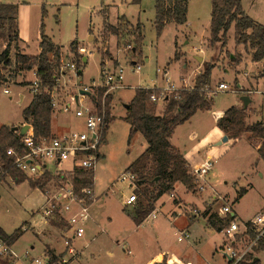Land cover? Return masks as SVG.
Wrapping results in <instances>:
<instances>
[{
	"label": "rangeland",
	"instance_id": "374dc122",
	"mask_svg": "<svg viewBox=\"0 0 264 264\" xmlns=\"http://www.w3.org/2000/svg\"><path fill=\"white\" fill-rule=\"evenodd\" d=\"M0 2L17 3L21 7L23 30L30 44L27 53L34 54L39 49L42 21L45 23L46 33L61 44L64 56L77 59L71 48L73 40L79 42L78 47L83 46L90 52L82 54V74L79 77L71 75L70 78L66 76L61 79V93L64 98L69 99L71 94H77L79 86L98 80L101 67L106 62L109 66L122 65L125 68L124 81L130 86L110 92V120L101 147L103 156L99 159L93 175L100 211L99 226L94 224V229L98 228L103 232L90 245L86 244L91 240V233L77 238L76 245L82 248L81 251L71 241L79 252L71 256L65 242L71 234L69 226L59 217L53 219L66 223L65 226L51 223L49 230L56 233L55 236L61 237L62 243H57L56 248L66 244L64 251L59 253L64 254L59 262L68 264L74 260L72 264H145L158 252L166 250L173 257L177 255L185 264L188 260L194 264H228L220 247V241L223 239L224 242L225 237L221 232L207 226L203 212L207 208L217 211L221 205L229 203L247 220L264 210V160L259 158L257 151L261 140H247L246 136L217 145L218 152L204 184L205 190H195L193 194L190 192L193 190L187 188L188 191L183 183L177 187V193L182 198L188 202H196L201 207L179 200L176 194L171 199L170 192H174L171 190L162 196L156 217L151 214L140 226L123 210L124 199L133 189L127 182L120 181L119 176L148 146L141 132L130 136L131 124L124 119L128 109L125 101L133 96L138 87H157L160 90L159 95L163 91L168 93L188 87L184 85L183 80L188 84L195 71H198L197 57L204 55L205 59H211L208 63L214 65L210 90H216L221 81L228 83L230 89L213 93V103L209 108L198 110L188 121L178 125L171 137L173 145L183 151H190L197 145H204L210 137L216 139L217 116L232 105H238L241 97L245 95L254 98L253 105H260L259 117L264 118V66L262 62L257 63L252 59L251 53L247 52L243 44H236L235 24H232L228 31V45L222 48L221 42H213L210 37L212 0H189L187 22L182 26L169 23L160 35L155 26V0H141L139 4L132 0ZM242 4L247 14L264 24V0H242ZM43 7L46 9L44 15ZM122 15L133 25L138 21L144 24L140 54H133L130 37L120 41L117 35L105 31L108 22L115 26L122 24L119 18ZM187 30H190V35ZM2 45L1 50L4 48L3 43ZM175 45L181 55L185 54L188 59L186 67V62L175 60ZM78 53L81 54L79 50ZM11 55L14 58V50ZM85 57L88 58L87 61ZM171 59L172 62L168 64ZM137 64L141 66L140 70L136 69ZM32 70L17 74L14 78L10 77L9 82L4 85L0 83V127L27 123L23 120L22 112L36 92L30 86L31 80L34 79ZM182 75L186 76L182 78ZM155 84L158 86H153ZM170 84L181 86L176 88ZM169 85L170 90L166 89ZM5 86L10 89V93L4 92ZM21 93L24 94L23 100ZM156 104L157 113H163L167 103L159 101ZM256 118L255 116L254 119ZM77 121L71 114L52 112L53 134L78 127ZM204 153L203 150L202 154ZM3 178L0 179V226L9 234L20 227L24 231L13 246L17 258L14 259L13 255L8 258L15 260L14 264H48L45 241L38 235V228L26 226L27 221H32L33 224L36 221L43 222L41 212L33 215V210L41 211V205L45 203L43 192L31 186L29 180H34L33 178H27L18 184L13 183L10 176ZM243 190L245 192L242 193ZM244 193L245 196L238 201L237 198ZM196 195L203 196V203ZM219 196L223 198L219 199ZM170 199L179 202L174 205ZM136 203L128 208L133 209ZM171 209L177 210L181 215H168ZM197 217L199 218L195 221L196 224L191 226L190 230L192 233L193 229L198 227L202 232L204 230L202 238L200 235L196 242L179 241L178 235L175 234L177 228L186 225L188 219ZM125 242L131 253L128 248L122 246ZM261 256L264 260V256ZM37 259L41 263L37 262Z\"/></svg>",
	"mask_w": 264,
	"mask_h": 264
},
{
	"label": "trees",
	"instance_id": "16d2710c",
	"mask_svg": "<svg viewBox=\"0 0 264 264\" xmlns=\"http://www.w3.org/2000/svg\"><path fill=\"white\" fill-rule=\"evenodd\" d=\"M132 1L141 3V0ZM188 6L189 0H155V26L158 35L168 23L184 24L187 21ZM45 13L46 9L43 7V15ZM119 18L121 26L108 22L105 31L117 35L120 41L130 37L133 54H140L144 36L143 24L138 21L133 25L125 15ZM232 24H235L236 44H243L247 50L252 51L254 61H263L264 64V24L246 13L242 0H212L211 40L221 42L222 48H225L228 45L227 34ZM19 40V4L0 2V42L5 45V48L0 50V82L6 79L2 74V65L8 68V81L10 77L14 78L21 72L37 69L42 79L41 87L35 92L29 105L23 109L22 116L24 122L33 125L36 136L51 135L52 105L45 88H53L56 84L55 72L61 62V46L46 33L43 21L40 26L39 54L28 55L21 52ZM78 45L77 40L71 42L72 51L77 55L76 60L83 63L84 57L78 53ZM12 50L15 51L14 58L11 55ZM213 67L212 63H208L206 68L196 75L192 87H182L172 92L167 98L163 113H157V104L152 100V95L160 93L157 87H138L129 103L124 119L131 124L130 136L139 131L148 142L145 151L129 166V169L138 175L136 189L138 199L132 212L133 219L138 225L153 212L155 202L163 194L170 192L177 182L183 183L189 190H195L194 178L189 174V164L182 151L171 142V136L178 125L188 121L198 110L212 105L213 96H208L207 88L211 85ZM103 93L104 89H101L100 97ZM111 100L112 96L108 94L106 101L108 122ZM217 124L230 139H236L243 133L249 132V140H261L257 151L259 158L264 160V118L249 123L246 120L245 109L232 105L218 118ZM13 127L14 125L0 127V179L9 175L18 184L27 180V177L14 164L13 158L7 155L9 147L16 150H21L23 147L22 135ZM93 175V170H78L75 175L77 189L94 186ZM46 181V179L29 180L32 187H42ZM205 215L208 216L209 224L219 232L229 220L220 218L217 212L211 211V208L205 211ZM51 223L56 226L66 225L63 221L52 220ZM23 232L20 227L9 234L0 226V237L9 244L16 241ZM261 248L264 249V243H261ZM63 256V253L57 255L49 250V264H61L59 259ZM166 260L167 257L160 264H165ZM238 264H259V262L243 260Z\"/></svg>",
	"mask_w": 264,
	"mask_h": 264
},
{
	"label": "built area",
	"instance_id": "2783aa9c",
	"mask_svg": "<svg viewBox=\"0 0 264 264\" xmlns=\"http://www.w3.org/2000/svg\"><path fill=\"white\" fill-rule=\"evenodd\" d=\"M78 50L81 55L87 52L83 46H79ZM60 55V66L55 72L56 84L53 88H45V92L51 99L52 112L71 114L77 118L78 127L60 134L36 136L33 125L26 123L30 125L26 133L22 135L19 131L22 135V149L9 147L7 155L13 158L14 164L27 178L47 180L42 187H37L46 198L39 212L47 222L51 223L56 217L67 222L71 234L65 242L68 245V252L75 256L79 252L71 241L74 242L86 234L92 216L91 207L97 201L95 186H86L78 190L75 175L78 170L95 171L99 159L103 156L101 147L109 124L107 96L124 84L125 68L122 65L109 66L106 62L101 67L98 80H92L89 85L79 86L78 93L71 94L69 99H66L61 93L63 89L61 79L66 76L70 78L71 75L79 77L82 74V65L75 58L64 56L63 51ZM140 67L137 64L136 69L139 70ZM1 70L6 76V79L0 82L4 85L9 82L8 68L2 65ZM32 73L34 79L31 80L30 86L37 91L41 87L42 79L36 68ZM101 89H104V93L100 97ZM166 89L171 88L168 86ZM229 89V84L221 81L216 90L207 88L208 96L212 97L213 93ZM4 92L10 93V89L5 86ZM172 92L163 91L160 95H152V100L155 103L167 102ZM86 98L88 100H85ZM213 159V156H208L200 164L189 165V174L194 178L195 190H205L204 184L214 166ZM119 180L127 182L133 189V192L124 199V204L134 205L138 199L137 173L127 168L122 171ZM170 194L171 198L175 197L174 192ZM222 198L219 196V199ZM216 212L220 218L229 219L220 232L225 237L221 249L230 259V264H238L243 260L264 264L261 256H264V249L261 248V243H264V210L247 220L242 219L233 206L227 203L221 205ZM151 214L156 217V210ZM177 235L179 241L191 238V232L186 228L180 229ZM123 247L127 249L126 244H123ZM11 255H14L12 246L0 237V258ZM37 262L41 263L38 259Z\"/></svg>",
	"mask_w": 264,
	"mask_h": 264
},
{
	"label": "crops",
	"instance_id": "0c3cea01",
	"mask_svg": "<svg viewBox=\"0 0 264 264\" xmlns=\"http://www.w3.org/2000/svg\"><path fill=\"white\" fill-rule=\"evenodd\" d=\"M20 11H21V7H19V27H20V40H19V47L21 48V52H23V53H25V54H28V55H37V54H39V52L41 51L40 50V46H39V49H38V51H37V53H34V54H31V53H27V48H29V46H30V44H29V42H28V40H27V38H26V36H25V32H24V30H23V20H22V18H21V13H20ZM121 17V16H120ZM256 20V19H255ZM258 21V20H257ZM141 22V21H140ZM187 22V21H186ZM185 22V23H186ZM142 23V22H141ZM184 23V24H185ZM143 24V23H142ZM169 24V23H168ZM167 24V25H168ZM176 24V23H175ZM184 24H176V25H179V26H182V25H184ZM178 30V29H177ZM143 31H144V24H143ZM183 31V30H182ZM190 32V30H187V33L190 35L191 34V32ZM144 35V34H143ZM178 36V35H177ZM51 37V36H50ZM52 38V37H51ZM92 38V37H91ZM53 39V38H52ZM54 40V39H53ZM55 41V40H54ZM57 44H59L57 41H55ZM39 45H40V38H39ZM60 46H61V44H59ZM3 45H2V43H1V46H0V50L2 49L1 47H2ZM244 46V45H243ZM175 47H176V49H175V56H176V58H175V60L176 61H178V60H182V61H184V62H186L185 64H184V66L186 67L187 66V61H188V59H187V57H185V54H183V55H181V53H180V50L178 49V46L177 45H175ZM4 48H5V45H4ZM3 48V49H4ZM246 49V48H245ZM247 50V49H246ZM247 52H249V53H251V55H252V51L251 50H247ZM86 58V57H85ZM198 58V61H199V69H198V71H195V73H194V75H193V78L191 79V81H188V84L187 83H185V81L183 80V83H184V85L186 86H190V87H192L193 85H194V80H195V77H196V75L199 73V72H201V71H203L205 68H206V66H207V64H208V62H211V59H205L204 58V55L201 57L202 58V60H199V57H197ZM87 60H88V58H87ZM86 60V61H87ZM172 62V59L168 62V64H170ZM255 62H257V63H263V61H255ZM263 66H264V64H263ZM141 68V67H140ZM140 70V69H139ZM214 70V69H213ZM213 70H212V74H213ZM165 73L167 74V69L165 70ZM186 75H182V78H184ZM170 85H174V84H170ZM169 85V86H170ZM153 86H158V85H153ZM175 86V85H174ZM181 85H179V86H175L176 88H178V87H180ZM130 86L128 85V84H126L125 83V81H124V84L122 85V87L121 88H119V91L120 90H122V89H127V88H129ZM148 87V86H147ZM149 87H152V86H149ZM135 93H136V91H135ZM135 93L133 94V96L130 98V99H128L127 101H125V104H128V102L129 101H131L132 99H133V97H134V95H135ZM21 100H23L24 99V94L23 93H21ZM250 97V102H249V104H248V106L247 107H244V103H243V100H242V97H241V100H240V102L238 103V105H236V106H239V107H241V108H244L245 109V112H246V120L249 122V123H253V122H256V121H258V120H260V119H262V118H260L259 117V112H260V110H259V107H258V105H253V97L252 96H249ZM260 106V105H259ZM262 106H264V103H262ZM254 107H257V109H255ZM205 109H207V108H205ZM225 111H223L221 114H219L218 116H217V118H216V123H217V120H218V118L220 117V116H222L223 115V113H224ZM257 117L256 118V120L254 119V117ZM77 124V123H76ZM22 125V124H21ZM217 130H216V135H217V137H216V139H212L211 137L208 139V140H206L205 142H204V145H197L196 146V148L194 149V150H190V151H183L182 149H180L181 151H182V153L184 154V156H185V158H186V160H187V162H188V164L189 165H196V164H200L204 159H205V157H208V156H213V157H215V155L217 154V152H218V148L216 147L217 145H220L219 144V142L223 139V137L226 135V133L218 126V124H217V128H216ZM173 135V134H172ZM247 136V140H249V136H250V133L249 132H245V133H243L240 137H238V138H236V139H234V138H232V139H230L229 138V140H228V142H232V141H235V140H238V139H240V138H243V137H246ZM172 137V136H171ZM229 137V136H228ZM252 140H258V139H252ZM224 143V142H223ZM222 143V144H223ZM148 147V146H147ZM258 148V147H257ZM204 150V155L202 154V151ZM95 171H96V169H95ZM9 177V175L8 176H5V178H8ZM95 177H96V172H95ZM11 178V177H10ZM4 179V178H3ZM11 180H12V182L13 183H15L14 182V180L11 178ZM181 182H177L176 184H175V186H174V188L172 189V190H174V192H175V194L177 195V198L179 199V200H182V201H184V202H187V203H194V204H196V205H198L199 207H201L199 204H197L196 202H188V201H186L184 198H182L178 193H177V187H178V185L180 184ZM185 188L187 189V187L185 186ZM188 190V189H187ZM189 191V190H188ZM190 192H192L193 194H194V192H195V190H193V191H190ZM166 194V193H165ZM245 194L246 193H244L239 199H238V201L239 200H241L244 196H245ZM97 195V194H96ZM164 195V194H163ZM162 195V196H163ZM162 196L155 202V208L156 209H154V210H156V213L159 211V209H158V207H159V202H160V200H161V198H162ZM197 196V195H196ZM197 197H200L201 199H202V197L203 196H201V195H199V196H197ZM172 199V198H171ZM170 199V200H171ZM97 201H98V196H97ZM97 201L96 202H94V204L92 205V207H91V214H92V216H91V220L89 221V224H88V227H87V230H86V233L87 234H89V233H91L92 234V236H91V240L89 241H87V244L86 245H90L91 244V242L92 241H94V240H96L98 237H99V235L103 232V231H99V229L97 228V230H95L94 229V227H95V225L94 224H96L97 226H99V218H100V216H99V207L97 206ZM171 201H173V200H171ZM179 201H177L176 199L173 201V203H174V205H176L177 203H178ZM202 203H203V199H202ZM229 204V203H228ZM125 205V204H124ZM231 205V204H230ZM133 205H125V207L123 208V210L126 212V214L129 216V217H131V219L134 221V219H133V216H132V212H133V210H134V208L133 209H130V208H128V207H132ZM234 208V207H233ZM208 209V208H207ZM206 209V210H207ZM205 210V211H206ZM35 211L36 210H33V215H35V214H37V213H39V211H36V213H35ZM205 211L203 212V216H204V219H205V222H206V224H207V226L208 227H212L210 224H209V221H208V216L207 215H205ZM236 211V213L241 217V218H243L238 212H237V210H235ZM213 212H216V211H213ZM179 212H177V210H175V209H171L170 210V213H168V215L170 214V216L171 215H181V214H178ZM42 215V214H41ZM150 216V215H149ZM148 216V217H149ZM42 217H43V215H42ZM147 217V218H148ZM147 218L145 219V220H147ZM199 217H197V218H195V219H188V221L186 222L187 224L186 225H184V226H182V227H178L177 228V230L175 231V234H177V232L180 230V229H184V228H186V229H189L190 230V227L191 226H194L196 223H195V221L198 219ZM244 219V218H243ZM144 220V221H145ZM143 221V222H144ZM28 222V225L26 224V226H30L31 228H38V235H40V237L42 238V240L43 241H45V253H46V256L48 257V264H49V259H50V257H49V250H52V251H54V253L55 254H59V253H61V252H63L64 251V247H65V245L66 244H64V246H61V248H56V244L57 243H62V241H61V237H58V236H55V234L52 232V231H49L50 229H51V227H52V224L50 223V222H47L45 219H44V217H43V222L41 223V222H38V221H36L34 224L32 223V221H27ZM91 222V223H90ZM135 222V221H134ZM142 222V223H143ZM136 223V222H135ZM141 223V224H142ZM141 224H139V226L141 225ZM138 225V224H137ZM51 226V227H50ZM90 226H91V228H90ZM54 227V226H53ZM93 227V228H92ZM213 228V227H212ZM26 230H28V229H26ZM25 230V231H26ZM190 232H191V238L188 240V242H196V241H198L199 240V236L201 235V238H202V234L204 235V233L203 232H205L204 230H203V232H202V230L198 227V229H196V230H194L193 229V233H192V230H190ZM219 232V231H218ZM201 233V234H200ZM220 233V232H219ZM86 235V234H85ZM84 235V236H85ZM60 239V241L58 240V239ZM17 241V240H16ZM16 241H14V243L13 244H10L11 246H12V249H13V246H14V244H15V242ZM221 242V244H220V247L222 248V245H223V239H222V241H220ZM74 244H75V246H76V248H78L80 251H81V249L82 248H79L77 245H76V239H75V241H74ZM123 244H127V242H125V243H123ZM123 244H122V246H123ZM129 246V245H128ZM85 248V247H84ZM128 248V251H130L129 253H131V249L129 248V247H127ZM63 249V250H62ZM13 252H14V250H13ZM111 254L113 253V252H110ZM224 258L226 259V262L228 263V264H230V259L224 254ZM165 257H167V260H166V262L168 263V264H174V263H176V264H185L184 263V261L181 259V258H179L177 255H174V257L173 256H171V255H169V252L168 251H166V250H164V251H162V252H158L156 255H154L151 259H149L148 261H146V263L145 264H159V263H161L163 260H164V258ZM13 258L15 259V258H17V256H16V254H15V252H14V255H13ZM73 261L74 260H71V261H69L68 262V264H72L73 263ZM14 262H15V260H12V259H9L8 257H4V258H0V264H14ZM186 264H194L192 261H190V260H188V262L186 263Z\"/></svg>",
	"mask_w": 264,
	"mask_h": 264
},
{
	"label": "water",
	"instance_id": "95a60500",
	"mask_svg": "<svg viewBox=\"0 0 264 264\" xmlns=\"http://www.w3.org/2000/svg\"><path fill=\"white\" fill-rule=\"evenodd\" d=\"M87 60V58H85V61ZM199 60H202V58L201 57H199ZM242 100H243V103H244V107H247L248 106V104H249V102H250V97L249 96H242ZM125 106H126V108H128L129 107V104H125ZM29 124H24V125H22L21 127H18V126H14L13 127V129L14 130H19L20 131V133L23 135V134H25L26 133V130L29 128ZM229 140V137H228V135H225L224 137H223V139L219 142V144H222L223 142H226V141H228Z\"/></svg>",
	"mask_w": 264,
	"mask_h": 264
}]
</instances>
